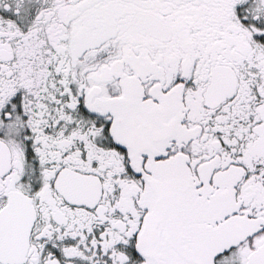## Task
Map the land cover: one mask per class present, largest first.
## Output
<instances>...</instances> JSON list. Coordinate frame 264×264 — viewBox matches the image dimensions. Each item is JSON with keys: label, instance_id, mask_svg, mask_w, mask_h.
I'll list each match as a JSON object with an SVG mask.
<instances>
[{"label": "snow or ice", "instance_id": "6c2138e0", "mask_svg": "<svg viewBox=\"0 0 264 264\" xmlns=\"http://www.w3.org/2000/svg\"><path fill=\"white\" fill-rule=\"evenodd\" d=\"M0 264H264V0H0Z\"/></svg>", "mask_w": 264, "mask_h": 264}]
</instances>
